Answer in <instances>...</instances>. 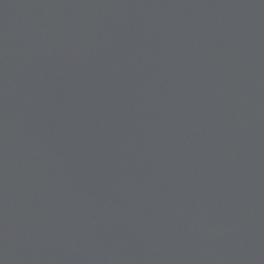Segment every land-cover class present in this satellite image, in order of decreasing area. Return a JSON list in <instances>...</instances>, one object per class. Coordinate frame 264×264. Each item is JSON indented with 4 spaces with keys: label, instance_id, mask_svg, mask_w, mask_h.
<instances>
[{
    "label": "water",
    "instance_id": "95a60500",
    "mask_svg": "<svg viewBox=\"0 0 264 264\" xmlns=\"http://www.w3.org/2000/svg\"><path fill=\"white\" fill-rule=\"evenodd\" d=\"M0 264H264V0H0Z\"/></svg>",
    "mask_w": 264,
    "mask_h": 264
}]
</instances>
